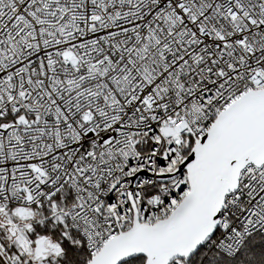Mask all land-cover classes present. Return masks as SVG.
<instances>
[{"label": "snow or ice", "instance_id": "obj_1", "mask_svg": "<svg viewBox=\"0 0 264 264\" xmlns=\"http://www.w3.org/2000/svg\"><path fill=\"white\" fill-rule=\"evenodd\" d=\"M0 264H264V0H0Z\"/></svg>", "mask_w": 264, "mask_h": 264}]
</instances>
